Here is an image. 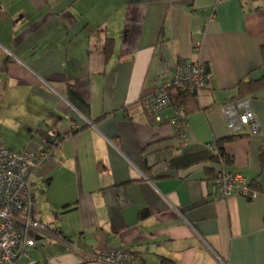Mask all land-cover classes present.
I'll return each mask as SVG.
<instances>
[{
    "label": "crops",
    "instance_id": "crops-1",
    "mask_svg": "<svg viewBox=\"0 0 264 264\" xmlns=\"http://www.w3.org/2000/svg\"><path fill=\"white\" fill-rule=\"evenodd\" d=\"M182 59L211 72L185 101V146L171 109L159 122L140 104ZM262 76L264 0H0V147L41 151L50 129L64 139L32 179L52 230L30 247L36 264L114 248L146 264H264V85L245 91L259 133L231 137L222 113ZM221 140L252 198L218 197Z\"/></svg>",
    "mask_w": 264,
    "mask_h": 264
},
{
    "label": "built area",
    "instance_id": "built-area-1",
    "mask_svg": "<svg viewBox=\"0 0 264 264\" xmlns=\"http://www.w3.org/2000/svg\"><path fill=\"white\" fill-rule=\"evenodd\" d=\"M223 0H217L221 2ZM211 78L209 67L204 62L182 59L173 74L160 83L155 91L140 99L146 115L161 122L166 110H172L168 119L174 135L180 144H187V113L185 107L172 98L174 93L199 95ZM222 113L231 135H237L250 128L252 134L259 133L260 125L250 98H235L222 105ZM74 128H79L74 126ZM63 137L55 129L47 131L43 150L16 151L0 147V264H36L30 254V247L36 237L51 234L48 224L36 216L35 190L32 179L38 170L47 163L63 143ZM213 157L219 159L215 184L221 200L232 195L252 198L257 193L250 181L241 173L226 169V160L220 154L217 142L210 143ZM89 264H146L135 259L129 252L120 248L98 252Z\"/></svg>",
    "mask_w": 264,
    "mask_h": 264
},
{
    "label": "trees",
    "instance_id": "trees-1",
    "mask_svg": "<svg viewBox=\"0 0 264 264\" xmlns=\"http://www.w3.org/2000/svg\"><path fill=\"white\" fill-rule=\"evenodd\" d=\"M112 49H113V42L112 40L110 39L107 43V47H106V54H107V57L110 55V53L112 52ZM264 85V76H262L260 79H254V78H251L249 81H242L239 83L238 85V89H239V96L236 97V98H244L245 97V91L247 89H255L257 87H261ZM195 95H186V94H183V93H174L172 95V98L177 101V102H180L183 106H185V101L188 99V98H191V97H194ZM235 99V98H233ZM187 113V111H186ZM235 135H231V137H234ZM223 141L224 140H221V141H218L217 142V146L219 148V151H220V154L222 155V157L225 158L226 160V163L230 160L229 156L226 155V153L224 152V147H223ZM214 161H216L217 163L219 162V159L218 158H213ZM260 159H261V162L263 164V168H264V148L261 149L260 151ZM216 175L217 173L215 174V177L216 178ZM250 186L252 189L256 190L257 192H259L258 188L256 187V185L254 184V182H250Z\"/></svg>",
    "mask_w": 264,
    "mask_h": 264
},
{
    "label": "rangeland",
    "instance_id": "rangeland-1",
    "mask_svg": "<svg viewBox=\"0 0 264 264\" xmlns=\"http://www.w3.org/2000/svg\"><path fill=\"white\" fill-rule=\"evenodd\" d=\"M35 195H36V191H35Z\"/></svg>",
    "mask_w": 264,
    "mask_h": 264
}]
</instances>
